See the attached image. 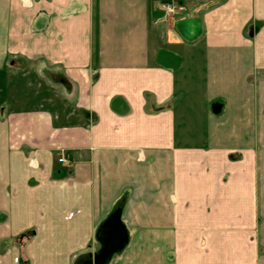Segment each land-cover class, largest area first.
<instances>
[{"label": "crops", "instance_id": "1", "mask_svg": "<svg viewBox=\"0 0 264 264\" xmlns=\"http://www.w3.org/2000/svg\"><path fill=\"white\" fill-rule=\"evenodd\" d=\"M117 213L106 264H264V0H0V264Z\"/></svg>", "mask_w": 264, "mask_h": 264}, {"label": "trees", "instance_id": "2", "mask_svg": "<svg viewBox=\"0 0 264 264\" xmlns=\"http://www.w3.org/2000/svg\"><path fill=\"white\" fill-rule=\"evenodd\" d=\"M117 216H118V213L113 215L112 218H110V220L107 222V224H109V222L111 221H114L117 218ZM107 227L108 225L101 227L99 229L100 230L99 238H100V244L102 245V249L100 253L97 255V257L95 258V264H106L114 253V248L111 246L109 240L107 238L105 239L104 237L108 232ZM103 233L105 234L104 236H103Z\"/></svg>", "mask_w": 264, "mask_h": 264}, {"label": "water", "instance_id": "3", "mask_svg": "<svg viewBox=\"0 0 264 264\" xmlns=\"http://www.w3.org/2000/svg\"><path fill=\"white\" fill-rule=\"evenodd\" d=\"M118 220H120V215L118 214L117 218L114 221L109 222L108 225V234L109 237L112 238L110 244L114 248V252L118 251L119 249L122 248V239L124 237V231H123V226L120 227V222L118 223Z\"/></svg>", "mask_w": 264, "mask_h": 264}, {"label": "built area", "instance_id": "4", "mask_svg": "<svg viewBox=\"0 0 264 264\" xmlns=\"http://www.w3.org/2000/svg\"><path fill=\"white\" fill-rule=\"evenodd\" d=\"M162 10L164 12L165 18H173L175 15L181 14L184 12L185 8L176 3H166L162 6ZM60 163L64 162V159L59 160Z\"/></svg>", "mask_w": 264, "mask_h": 264}]
</instances>
